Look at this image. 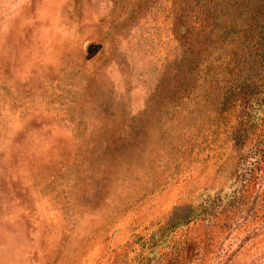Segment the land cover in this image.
I'll use <instances>...</instances> for the list:
<instances>
[{"label":"rangeland","instance_id":"rangeland-1","mask_svg":"<svg viewBox=\"0 0 264 264\" xmlns=\"http://www.w3.org/2000/svg\"><path fill=\"white\" fill-rule=\"evenodd\" d=\"M0 264H264V0H0Z\"/></svg>","mask_w":264,"mask_h":264},{"label":"trees","instance_id":"trees-1","mask_svg":"<svg viewBox=\"0 0 264 264\" xmlns=\"http://www.w3.org/2000/svg\"><path fill=\"white\" fill-rule=\"evenodd\" d=\"M193 218V215H187L186 217H184L183 219H182V221L181 222H176L175 223V225L177 226V225H179L180 223L181 224H186L188 221H190L191 219Z\"/></svg>","mask_w":264,"mask_h":264}]
</instances>
